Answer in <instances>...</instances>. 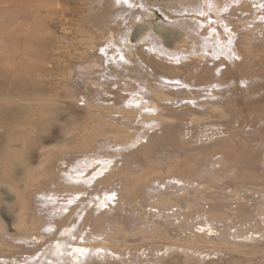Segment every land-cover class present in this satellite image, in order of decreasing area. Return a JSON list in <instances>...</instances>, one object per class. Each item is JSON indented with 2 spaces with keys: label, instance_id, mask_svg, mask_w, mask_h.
Returning <instances> with one entry per match:
<instances>
[{
  "label": "bare ground",
  "instance_id": "6f19581e",
  "mask_svg": "<svg viewBox=\"0 0 264 264\" xmlns=\"http://www.w3.org/2000/svg\"><path fill=\"white\" fill-rule=\"evenodd\" d=\"M7 1L9 7H0V152L4 155L0 161L3 162L0 166V264H264V86L252 89L248 85L249 81L252 82V75L256 77L264 71V19L248 27L246 20L248 22L250 18L238 15L240 12L242 16L244 12L247 14L249 7L253 11L251 6L264 0H201L198 6L183 4L184 7L178 12H210L209 21L212 22L205 23L203 19V24L198 27L203 38L199 48L186 42V32L162 26H151L152 29L148 31L149 26L142 24L134 38L128 31L121 37V43L103 42L98 48L99 52L95 53L98 55H94L86 66L88 74L80 80L88 112L76 113L78 111L68 108L65 116L45 118L41 128L36 126V130L44 134L23 141L17 122L34 110V102L28 100L38 88V79L42 78L40 72L48 44L49 15L44 16L42 12L44 9L50 11L52 0ZM113 3L116 7H126L140 14L141 8L148 6L145 0H115ZM261 7L264 8V3ZM253 13L255 15L256 12ZM209 29H212L209 33L212 39L206 37ZM156 37L177 52H164ZM149 40V52L156 49L177 62H197L200 66L205 61L204 65L214 62V66L209 71H205L206 66L199 71L202 66L197 72L194 70L195 73L193 71L185 76L179 71L180 68L148 61V52L140 51L142 47L137 44ZM134 41L136 43H132ZM134 48L141 62H145L146 76L159 82V86L139 83L138 89L124 83L126 74L137 64L132 59L135 56ZM253 59L257 63L252 64ZM230 65L235 68L231 69ZM230 72L247 84V95L252 104L250 109L247 108L251 123H247L250 126L248 132L238 133L247 114L237 104V108L234 106L236 109L229 110V106L215 105L207 100V105L213 106L211 114H199L190 109L178 113V109L173 107L174 102L189 99L179 96L186 90L174 92L171 88H192L196 85L216 95L219 87L226 83L222 82L223 77ZM213 82H216V86ZM221 90L224 92V89ZM103 94H113L114 98L105 99ZM16 98L31 102L28 104L31 106L14 104ZM76 101L79 103L82 100ZM186 107L189 108L190 104ZM43 113L48 114L45 108ZM91 113L98 118H93ZM237 119L241 121L239 128L229 125L237 122ZM185 120L194 126L188 127L192 132L182 134L184 143H171L167 147L161 146L160 142L155 147L129 151V154L139 155V158L128 174L102 183L92 179L93 192L77 185L86 180L83 172H88L92 167H101L99 174L95 175L97 178L102 170L105 172L110 166L109 156L120 159L125 156L123 152L126 147L136 146L149 135L143 133L140 138L129 135L124 129L128 122L147 127V132H150L157 128L172 130ZM4 122L10 123V126H4ZM70 122L73 126L69 125ZM56 124L62 126L61 136L55 132ZM205 125L211 127L209 130L205 127L206 132H212L210 135L202 130L200 134L195 133L194 127L204 128ZM108 129H112L110 131L114 135L108 133ZM98 133H104L102 138L106 139L113 135L109 142L112 149L117 148V154L107 155L106 159V155L102 158L99 154L98 158L90 159L89 153L110 147L106 142L109 147L104 144L94 150L92 143ZM190 134L191 138L195 137L200 142L222 138L225 134L228 138H223L219 143L188 149L186 145L189 146L190 141L187 142L185 135ZM88 139L94 141L89 144ZM49 141L60 143V148L48 154L46 164H40L42 175L38 174L34 179L31 174L35 167L30 163L35 157L39 159V153L35 154V151L42 145L45 147ZM91 144L93 148H90ZM29 148L33 150L29 151ZM218 155H221L219 160H211L208 166L204 165L207 159ZM71 157L78 158L77 161L85 160L84 169L75 166L72 160L66 164L73 171L69 169L65 176L58 175V168ZM212 162H230L234 175L227 182L208 181L206 176ZM164 177L177 180L178 184L171 181L166 184ZM41 178L47 181L42 184ZM65 178H68L67 183L63 181ZM47 185L56 188L48 190L44 188ZM217 185H227L228 189L233 187L228 194L232 199L208 196L218 191ZM51 191H64L71 197L68 203L61 204L59 199L53 197L55 195L49 196ZM82 193L93 199H80ZM223 193L226 194L225 191ZM115 197L129 203L131 216H107L115 219L112 222L111 219L106 220V214L96 217L93 210L86 208L85 214H75L73 209L66 218L61 219L73 203L88 202L103 208L109 206L108 200L115 201ZM207 205L209 209L205 208ZM224 208H228V212Z\"/></svg>",
  "mask_w": 264,
  "mask_h": 264
},
{
  "label": "rangeland",
  "instance_id": "374dc122",
  "mask_svg": "<svg viewBox=\"0 0 264 264\" xmlns=\"http://www.w3.org/2000/svg\"><path fill=\"white\" fill-rule=\"evenodd\" d=\"M114 1L115 0H52L50 2V5H51L50 11L48 9L43 10L42 13H44L43 14L44 16L49 15V17L47 16L48 33L46 35V38L48 41L47 48H46L47 54H46V57L44 60V65L42 66V70L40 72V75L42 78L38 79L39 84H38V88L36 89L37 92L35 91V94L32 95L33 98L31 96V99L28 100V101L34 102V103H32V105L34 106V110L32 111V113L28 114L26 117L20 118L17 122L18 127H20V129L18 128V130H19L18 133L19 134L22 133V134H20L22 141L25 139L30 140L35 136L43 135L44 132L37 131L36 126L39 125V127L41 128V126H43L41 124L45 118L51 119V117L52 118H58L61 116H65L66 115L65 113H67L69 111L68 108H72V110L74 109L75 112L78 111L76 113L88 112L87 111L88 108L85 105L86 102L83 98V95L85 93H83L80 80L84 75L88 74V72L86 70V68H87L86 66H88L87 64H89V62L93 59L94 55H98L95 53L99 52L98 48H100V45L103 44V42L112 41V42H117V43L120 42L121 43V37L124 36L128 31H131L130 32L131 36L134 38V35L137 32V29L142 24V25L149 26L148 31H150L152 29L151 26L152 27L162 26L164 28L166 27L167 29L186 32V34H188L186 36V39H185L186 42H189L192 44V46L199 48V46H201L203 44V38L201 37V34H202L201 33L202 31L200 30L201 28H198V27H200L203 24V22L201 23V21H203V19H204L205 23L206 22H209V23L212 22V21H209L210 20V17H209L210 12H208V14H203L201 12H196V11L187 12L185 10H182V12H178L184 7L183 4L186 6L190 5V4H193V5L195 4V6H198V4L201 0H145L147 2L148 6H147V8H141V10H142L141 14L136 13V12L131 11V10H127L126 7L125 8H120L119 6L116 7L113 3ZM218 1L224 2L225 0H218ZM262 2L264 3V1H262ZM263 3H261L262 5L261 4L252 5L251 9H253V11L250 10V7H249L248 9L250 11L249 10L247 11L248 15L246 14V12H244L245 14L242 16V13L239 11L240 13H238V15H240L242 18L248 17V19L250 18L253 20V21H251L249 19V21H250V22L248 21L249 23L246 20L248 27L249 26L252 27L253 24L258 23L264 19L263 18L264 17V14H263L264 8L261 7V6H263ZM5 6L9 7L8 1L7 0H0V7H5ZM177 7H178V9H177ZM260 7L263 11H261ZM171 8H173V9H171ZM255 8H256V10H255ZM258 9H260V10H258ZM254 11L256 12L255 15L253 13ZM259 11H260V13H259ZM250 13L251 14L253 13V14L251 15ZM135 14H137V15H135ZM256 15H257V17H256ZM7 18H8V14H7ZM241 23H245V22H241ZM194 24L197 25V28ZM199 24H201V25L199 26ZM249 24H251V25H249ZM211 30L212 29H209L207 32L208 33V35L206 36L207 38H211V37H209L210 36L209 33L211 32ZM263 31H264V26H263ZM130 39H132V38H130ZM156 40L160 43V46L163 47V48L162 47L161 48L164 52H167V53L171 52V51L177 52L174 48L166 46L162 42V39H160L159 37H156ZM132 43H136V42L134 41ZM149 43H151V40H149L145 43L142 42V43L137 44V46L139 45L140 48L142 47L140 49V51L148 52L147 53V55L149 57L147 59L148 61H151V62L156 61L160 64L163 63L161 65H164L166 67L168 66V67H172V68H178V69L180 68L179 71L184 73L185 76H188L194 70L197 72L198 69H200V67H202V66H203L202 69H200L199 71H203L204 66H206L205 71H209L214 66L213 65L214 62H211V63L209 62L207 65L205 63V65H204L205 61L200 63V66H199V63H197V62H196L197 64L196 63L193 64V63H191V61H185V60H183L182 63L177 62V60H175V59H172L168 56L162 55L164 53H161V52L157 51L156 49H153L149 52L148 51L149 50L148 49ZM122 44H123V42H122ZM133 45H135V44H133ZM216 47L218 49V46H216ZM114 48H115V46H114ZM90 49H91V51H90ZM133 52L135 53V54H133L135 56L132 59L137 64H134L132 66V70L126 74L127 77L124 78L125 79L124 83L127 82V84H130L131 85V86L129 85L130 88L137 87L138 89H139V87H138L139 83H141L142 85L146 84L145 86L150 85V84L153 86H159V82L157 83V81L154 80L151 76H146L147 74L145 71V68H146L145 62H141L140 57L137 54V51L135 48H134ZM210 53H212V52H210ZM222 57H224V56H222ZM257 61H259V58L257 59ZM257 61H254V59H253V60H251V63L252 64H254V62L257 63ZM233 66L234 65H230L231 69L235 68V66L234 67ZM192 68H193V70H192ZM221 68L223 70L225 69V67H221ZM218 69L219 68H217V70ZM195 71L193 73H195ZM261 72H262V74H261ZM261 72H260V74L258 73L259 75L256 77H255V75H252V82H250V81L248 82V85L250 88L253 89V88L260 87V86H264V71H261ZM146 77H147V79H144ZM235 77H237L236 74H233L231 72L228 73V75L226 74L223 77V81H222V82H226V83H223V85H222L223 87L222 86L219 87L220 90L217 91L216 95H214L209 89H207L208 91H206V90L204 91L203 89H199L198 87H196V85L192 88L173 87V88H171V90L174 92H180L182 90H186L187 91L186 93L179 94V96H185V97H188V99H189V100L180 101L178 103L174 102L173 107L174 108L176 107L175 108L176 110L178 109L177 110L178 113H181L183 111H187L190 109V110H193L199 114H200V112H201V114H208V113L211 114V109H213L212 108L213 106H212V104L207 105V103H208L207 100H209L211 103H213L215 105L219 104L221 106H223V105H226L227 107L229 106L230 108L229 107L227 108L229 110L230 109H236L238 106H240V108L245 110L246 111L245 113L247 114V116H245V119L242 120L243 124L241 125V121H239L237 119V122H231L229 125H231L233 127H237V128H239L241 125V127H240L241 131L239 130L238 133L244 134V133L249 131L248 130L250 128L249 125H251V123L249 122V117H248L249 111L248 110L250 109V106L252 104H251V100L248 98V95H247L248 94L247 84L243 83L242 80H239L238 79L239 77H237V78H235ZM27 79H29V78L27 77ZM130 79H132V80H130ZM141 80H144V81H141ZM145 80H148V81L145 82ZM228 80L230 83H228ZM149 81H150V83H149ZM77 82H79V85ZM227 83L230 85H228ZM213 85L216 86V82L215 83L213 82ZM79 88H80V90H79ZM124 88H126L125 84H124ZM71 89H73V90H71ZM109 89L110 88H108V90ZM221 89H224V92ZM251 92L254 93V91H251ZM251 92H249V93H251ZM0 93H2V90H0ZM124 93H126V92H124ZM79 94L81 96H78ZM65 96H66V98H65ZM75 96H77V98H75ZM103 96L105 99L114 98L113 94H103ZM195 97H197V99H194ZM36 99L38 101H35ZM79 99L82 100L79 102L80 104L76 101ZM179 99H180V97H179ZM230 99H233L234 101H237V102L234 103V101L233 100L231 101ZM28 101H26V100L24 101L22 99L16 98L14 104L22 105V106L25 105L23 107H26L28 104H31V102H28ZM244 101H246L247 103ZM202 103H204V104H202ZM6 104H8V107H10L9 106L10 102L7 101ZM71 104H72V106H71ZM189 104H190V107L187 108L186 105H189ZM235 104H237V107ZM181 105H182V107H181ZM244 105H245V107H244ZM28 106H31V105H28ZM44 108L48 113V114L46 113L47 115H44V113H43ZM209 108H210V110H209ZM224 108H226V107L224 106ZM247 108H249V109H247ZM65 110H67V111L65 112ZM93 113H91V114H93ZM164 113H166V112H164ZM52 114H55V115H53L55 117H53ZM59 115H61V116H59ZM95 116H96V118H95ZM92 117L95 119L98 118L97 115H94V114ZM119 123H121V122H119ZM180 123L178 124V126L176 125V127H174L172 129L173 131L171 129H170L171 130L170 131L169 129L160 130L157 128L156 130H150V132H147V127L145 128L142 125H139L137 123H134L135 124L134 125V124H131V122L130 123L128 122L124 129L128 132L129 135L132 134V135H135V137L139 136V138L143 135V133L144 134L147 133L149 135H147L148 137L145 136V139H142L136 146L129 145L128 147H126L125 151L123 152L125 156L121 157L120 159L109 156V155H114V154L118 153L117 150H115L117 148L115 147V149L114 148L112 149L111 148L112 143L109 142L112 139L110 137L114 135L113 134L114 132L113 133L111 132L113 130L112 129L107 130L108 133L110 132L113 134V135L109 136L110 140H109V138H107V139L102 138V136H105L104 133L103 134H99V133L96 134L95 137H96V140H98V142L96 140L95 141L97 143H95V141L93 139L92 140L88 139L89 144L94 141V143H92V144L95 147L91 144L90 148L94 147L95 148L94 150H96L99 147H101V145H104V144L106 145V146L104 145L105 147H109V146L110 147L105 148L106 150L105 149L99 150V151H97V153H95V152L89 153L90 159H95L96 157L98 158L99 154L101 155L102 158L106 155V157H105V159H106L107 155H108L109 158H111L110 159L111 164L105 172H104V170H102L101 175L97 176V178L95 175L99 174L101 167H100V169H99V167H95V168L92 167V169L90 168L88 172H83L82 175L86 180L79 182L77 185L79 187H81L82 189H85L88 192H93L94 191V187H93L94 185L91 186V183H90V181L92 179H96V181L98 179L99 182H101V183L102 182H109L110 180H112L114 178L121 177L123 175L128 174L130 171H132L135 168V165L138 161L139 155H137V157H138L137 158L136 155L132 156L129 153L134 152L135 150H139V149L144 148V147L147 148L148 146L155 147L160 142H162L161 146L167 145V147H168V145L171 146V143H177V142L179 144L182 142L184 143V137H183L184 133L187 134V132L188 133L192 132L191 130H189L188 127L192 128L194 125L191 122L186 121V120L183 122H180ZM247 123H249V125ZM63 124L66 125L65 123H63ZM3 125L4 126H10V123L4 122ZM69 125L73 126L72 122H70ZM205 127L207 128V130H209L208 128L211 129V127L206 126V125L204 126V128L196 126V127H194V128H196L195 129L196 132H195V130H194V132L197 134L198 133L200 134V132H202V131L206 132ZM61 128H62L61 125L56 124L55 132L58 134V136L62 135ZM221 128L223 129V127H221ZM141 129L143 131H141ZM213 129H216V128L214 127ZM144 130H146V132ZM194 132H193V134H195ZM206 133L210 135L212 132L208 131ZM182 134H183V136H182ZM197 134H195V136ZM185 136H186L187 142L190 141L189 146L186 145V148H188V149H192V148L195 149V148H199V147H204V146H208V145H211V144H214L217 142L219 143V141H223V138H228V136L225 134L222 138L218 137V139H215V140H206L205 139L204 141L202 140L203 142L202 141L200 142L195 137L191 138V134L189 136L188 135H185ZM146 137L148 139H146ZM106 142H107V144L109 143L108 144L109 146L106 144ZM59 144L60 143L49 141L46 143L45 147H43L44 145H42L41 147H39L38 150L35 151V154L39 153V159L35 157L30 163L31 166L35 167V169L32 171V174H31L34 179H36V175L37 176H38V174L40 176L42 175V170H41L42 166L40 164H42V163L46 164L48 154L51 152H54L58 148H60ZM104 146H102V147H104ZM32 150H33L32 148H29V151H32ZM3 156H4L3 152H0V161H1ZM219 158H221V155L213 157L210 160L207 159L205 161L204 165L208 166V164H209L208 162H211V160H213V161L219 160ZM72 160L74 161L75 166L82 167L81 169H84V166H83L84 163L83 162H85V160L80 159L79 161H81L82 163L78 164V162H79V161H77L78 158L73 157V159H72V157H71L70 159L68 158L62 164V166L58 168L57 171L59 172V170H60L58 175L65 176L66 172H69L72 170V168H70V166L68 164H66V163L73 162ZM2 163H0V166H2ZM212 164H210V166L208 167L209 171H208V175L206 176V179L208 181H213L215 183L227 182L234 175L233 171L231 170L232 164L230 162H224L222 164L217 163V162H212ZM100 165H102V164H100ZM77 167H75V168H77ZM247 172L250 175L252 174V172H250V171H247ZM196 178H198V177H196ZM34 179H32V181ZM67 179L68 178H65L66 182H65V180H63L64 183H67ZM164 180H166V181H164ZM164 180L163 181L165 183L166 182L169 183L171 181L173 184H176V185L178 184L177 180L174 181V179H172L170 177L169 178L164 177ZM46 181H47L46 178L40 179V182L42 184L45 183ZM241 181H242V179L240 180V182ZM40 182H36L35 184H40ZM205 184H209V183L205 182ZM203 185L204 184H202L201 186L203 187ZM40 188L42 189L43 186H40ZM44 188H47L48 190L49 189L54 190L56 187L53 185H47ZM117 189L120 190L121 188L117 187ZM216 189H218V191H216V192L213 191V193L212 192L209 193L208 196L217 197V198L223 197L222 199H225V198L226 199H232V197L230 198V196L228 194L233 190V187L228 189L227 185L222 186V187H219L217 185ZM222 190L225 191L226 194L223 193ZM51 192H52V194H49V196L51 195V197H52L53 195H55L53 197H56L57 199H59V202L61 204L68 203L69 198L71 197L69 195V193H66L64 191L63 192L51 191ZM79 196H80V199H84L85 201H87L89 199H93V198L89 197L88 194H85V193H82ZM115 198H116L115 201L108 200L109 206L103 207V208H99L98 206L96 207L94 204H91V203L89 204L88 202H85V204H83V202H81V201L73 203L71 205V209L65 214V216H61V219L63 220L64 217L66 218L70 214L71 210H73V209H75V214L78 212H81V214H85L86 208H87V210H88V208H90V210H93L92 212L96 217L98 215H101V214H106V220L111 219V218H109L110 216L113 217L116 215L117 216H121V215L125 216L126 215L127 217L131 216L130 215L131 211H129L130 209H128V208H130L129 203L121 200L118 197H115ZM205 208L209 209L210 206L207 205ZM83 209H84V212L82 211ZM224 210L225 211L227 210L226 212H228L229 209L224 208ZM129 212H130V214H129ZM107 216H109V217L107 218ZM111 221L114 222L115 219L112 218ZM219 225L221 226L222 224H219ZM62 261H61V263H63ZM237 264H250V263L238 262Z\"/></svg>",
  "mask_w": 264,
  "mask_h": 264
}]
</instances>
